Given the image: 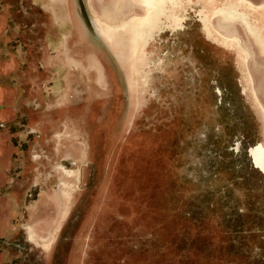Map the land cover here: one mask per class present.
<instances>
[{
	"label": "rangeland",
	"instance_id": "obj_1",
	"mask_svg": "<svg viewBox=\"0 0 264 264\" xmlns=\"http://www.w3.org/2000/svg\"><path fill=\"white\" fill-rule=\"evenodd\" d=\"M108 1L0 0V264H264V0Z\"/></svg>",
	"mask_w": 264,
	"mask_h": 264
},
{
	"label": "bare ground",
	"instance_id": "obj_2",
	"mask_svg": "<svg viewBox=\"0 0 264 264\" xmlns=\"http://www.w3.org/2000/svg\"><path fill=\"white\" fill-rule=\"evenodd\" d=\"M141 1L144 3L143 6L146 11L145 15L138 16L137 12L131 11L130 8L132 7V5H135L137 3V0H109L108 2L100 4L98 6L99 12L95 17L96 26L98 27L99 32L105 38L111 40L112 43L114 42L116 44H119L121 42L120 39L122 38H118V34L122 32V30L129 33L131 40L130 45H132L134 54H136V51L134 52V49L137 48L138 39L140 37L142 38L148 31L152 30L151 27L155 24L157 18H160L159 11H161L158 8L157 5L158 2H156V0H141ZM161 1H165V0H161ZM125 3L126 5L128 4L130 10L125 13H122L121 9L122 7H124ZM72 25H73L72 27L74 28L72 30V33L76 34L77 36L76 40L80 41V38L85 35V28L84 26L82 27L81 22H79L77 19L72 20ZM88 48H89L88 46L86 47L84 46V53L81 56L73 55L71 40H69L66 43V55L69 58H72V60L78 61L81 64V67H84L88 64L86 58V56L90 53ZM96 55L99 56L97 52ZM110 58L112 59L111 62L113 63L114 57L110 56ZM88 72L89 74L88 76H85L82 85H79L77 83H74V85L73 84L70 85V83L67 84L68 85V89L66 90L67 93L74 92L75 90L73 91V89L77 88L75 92L78 93L73 100H76L78 97L83 96L84 91L81 90L82 87L93 84L94 78L97 75V73L93 70H86V73ZM102 72L104 75V81L107 79V81H110L112 83L111 77H109V68L105 62ZM253 153L256 162L260 164L262 168H264V147L259 146L253 148Z\"/></svg>",
	"mask_w": 264,
	"mask_h": 264
},
{
	"label": "water",
	"instance_id": "obj_3",
	"mask_svg": "<svg viewBox=\"0 0 264 264\" xmlns=\"http://www.w3.org/2000/svg\"><path fill=\"white\" fill-rule=\"evenodd\" d=\"M252 152H253V150H252Z\"/></svg>",
	"mask_w": 264,
	"mask_h": 264
}]
</instances>
